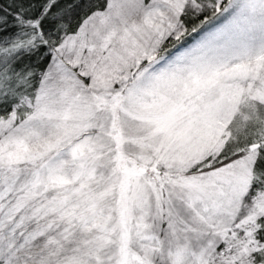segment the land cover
I'll return each instance as SVG.
<instances>
[{
	"label": "snow or ice",
	"instance_id": "6c2138e0",
	"mask_svg": "<svg viewBox=\"0 0 264 264\" xmlns=\"http://www.w3.org/2000/svg\"><path fill=\"white\" fill-rule=\"evenodd\" d=\"M0 264H264V0H0Z\"/></svg>",
	"mask_w": 264,
	"mask_h": 264
}]
</instances>
